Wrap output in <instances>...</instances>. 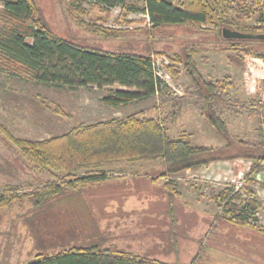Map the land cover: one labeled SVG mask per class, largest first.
I'll list each match as a JSON object with an SVG mask.
<instances>
[{
	"label": "rangeland",
	"instance_id": "374dc122",
	"mask_svg": "<svg viewBox=\"0 0 264 264\" xmlns=\"http://www.w3.org/2000/svg\"><path fill=\"white\" fill-rule=\"evenodd\" d=\"M32 1L46 25L60 37L102 51L149 54L167 84L163 99H176L186 93L189 81L183 63L187 55L203 79L230 83L227 92L238 100L236 107L223 110L232 134L230 140L219 135L190 102L181 105L175 120L165 119L169 136H182L211 148L210 154L223 157L244 153L247 147L241 140H259L263 131L256 113L262 112L264 103V40L223 38L221 23L153 27L142 10L143 0H125L112 8L85 0ZM246 4L252 12L241 11L238 0H226L223 18L232 27L260 26L257 32L264 33V23L258 17L259 7L264 9L263 0L260 5L253 0H246ZM107 90L96 86L54 87L0 67V196L10 199L0 205V264H26L37 253L93 242L171 263L194 260L197 264H264V170L250 173L254 161L246 157L216 160L196 171L169 173L165 180L170 181L178 199L171 209L165 200L164 212L135 214L140 221L137 226L142 229L134 228L135 221L129 219L133 215L112 212L105 204L125 182H132L137 190L132 195L137 194V199L147 198L140 194L145 191L140 188L144 179L138 175L142 171L151 173V166H157L160 173L162 163L120 160L105 167L113 179L76 186L42 206L33 205L27 193L47 181L60 179L64 173L27 166L11 137L42 140L111 117L136 113L162 118L172 110L170 101L161 102L159 95L112 108L101 102ZM228 141L232 144L225 147ZM246 153L251 154L248 150ZM120 172L130 174L126 181L116 179ZM243 183L252 195L242 190V198L252 196L259 204L247 223L232 218L238 211L227 214L224 209V190ZM231 202L243 204L235 198ZM161 205L158 201L153 204L156 210ZM144 219L147 239L139 237L144 235Z\"/></svg>",
	"mask_w": 264,
	"mask_h": 264
},
{
	"label": "trees",
	"instance_id": "16d2710c",
	"mask_svg": "<svg viewBox=\"0 0 264 264\" xmlns=\"http://www.w3.org/2000/svg\"><path fill=\"white\" fill-rule=\"evenodd\" d=\"M0 67L13 73L27 75L35 82L54 87H108L101 96L105 105L124 106L134 101L159 95L160 101L171 103L168 116L147 117L131 113L121 118H110L91 124L77 125L67 132L42 140H28L11 137L12 142L24 157L27 166H40L56 172H63L60 179H52L28 192L35 207L61 196L76 186L104 182L109 175L105 167L120 160L133 163L140 160H158L164 171L158 176L183 170L196 171L209 163L235 156L253 160L250 173L264 170V103L261 113H256L259 122V140L243 142L246 149L242 154L218 156L210 154L211 148L192 143L182 136L171 137L167 133L165 119H176L184 102L205 117L207 123L222 137L232 135L223 110L236 107L238 100L227 92L228 82L203 79L190 56H185L184 72L189 81L183 96L176 99L162 98L166 81L156 74L149 54L108 52L87 47L55 34L45 23L39 9L32 0H0ZM105 8L121 5L125 0H85ZM226 0H143L142 10L148 15L153 27L160 25L221 23L242 32H257L260 28L238 29L228 25L223 15ZM260 5L261 0H253ZM241 11L252 12L246 0H238ZM259 22L264 23V9L259 7ZM221 27V28H222ZM261 29V28H260ZM264 40V39H257ZM189 58V59H188ZM179 60V59H178ZM235 109V108H234ZM232 143L227 142L225 147ZM251 154H247L246 152ZM246 178L249 176L245 175ZM157 179V177H155ZM255 178H249L254 181ZM248 180V179H247ZM264 187V183H262ZM170 181H166L167 205L173 206ZM169 189V190H167ZM242 190L252 195L246 183L235 189L224 190L227 214L238 211L232 217L240 223H247L259 204L252 196L244 200ZM235 198L242 206L231 202ZM10 199L0 196V205ZM228 207V208H227ZM264 232V229H262ZM26 264H197L171 263L137 256L125 250L101 247L93 242L86 245H72L57 252L37 253Z\"/></svg>",
	"mask_w": 264,
	"mask_h": 264
},
{
	"label": "crops",
	"instance_id": "0c3cea01",
	"mask_svg": "<svg viewBox=\"0 0 264 264\" xmlns=\"http://www.w3.org/2000/svg\"><path fill=\"white\" fill-rule=\"evenodd\" d=\"M263 4H264V0H263ZM111 118H114V117H111ZM115 118H117V117H115ZM99 121H102V120H99ZM96 122H98V121H96ZM93 123H95V122H93ZM88 124H91V123H88ZM140 161H148V160H140ZM126 162L127 161H125V163ZM149 162H151V163L157 162V163H159L158 165H160V162L158 160L149 161ZM117 163H119V162H117ZM117 163H114V164H117ZM127 163H129V162H127ZM114 164H112V165H114ZM150 170H151V173L149 171H142V172H140L141 174L138 175L140 178L144 179L143 183H142L143 186H140V188L144 189L145 191L141 192L140 194L142 196L143 195L148 196L147 198H144V200L137 199V194L132 195L135 191H137L134 187H132V182H125V184H122V186H120V188H118L116 191H114L115 193H113L112 195L109 196V199H108L107 203L105 204V205H108L111 208L110 210L112 212L114 211L115 213H117V212L125 211V212H123L124 214L133 215V218H129V219H132V221H135L133 223L134 224V228L138 227L139 229H142L141 227L137 226L138 222L140 223V221H139L138 218L134 217L135 214L142 213L144 215H147L148 211L149 212H153V213L156 212V214H158L159 212H164L165 211L164 207H165V202L167 201V195H166V189H165V182H166L165 178L168 177L167 176L168 174L163 176V177L162 176L161 177L158 176L161 172L164 171V169H162V171L160 173H158L157 166H155V167L151 166ZM117 174H120V175L116 176V179H119L122 182L126 181L124 179H127L126 177L130 176V174L124 173V172H120V173H117ZM155 177H157V179H155ZM110 179H113V177L112 178L108 177V179L106 181H108ZM161 179L164 180V181L160 182ZM137 181L142 182L141 179L138 180V178H137ZM102 183L103 182L94 183V184H102ZM159 183L161 184L160 187H159ZM117 186H118V184H114L115 188ZM153 188L156 189V190L158 189L159 191L157 193L156 192H151V190ZM177 199H178V195L174 194L173 195V204L174 205H175V201ZM157 201L160 202V204H162L161 205L162 207H160V209H158V210H156V208H154V206H153V204H156ZM163 204H164V206H163ZM105 205H103V206H105ZM161 216H159V217H161L162 222H163L165 220V218H164L163 215H161ZM161 219H158V220H161ZM170 220L171 219L166 218V221L170 222ZM143 223L145 224V227L143 228L144 229V231H143L144 235H140L139 237L141 239L142 238L147 239L148 224L146 222V219H144ZM139 232H142V231H139Z\"/></svg>",
	"mask_w": 264,
	"mask_h": 264
},
{
	"label": "water",
	"instance_id": "95a60500",
	"mask_svg": "<svg viewBox=\"0 0 264 264\" xmlns=\"http://www.w3.org/2000/svg\"><path fill=\"white\" fill-rule=\"evenodd\" d=\"M221 34L226 39H264V33L242 32L228 27H222Z\"/></svg>",
	"mask_w": 264,
	"mask_h": 264
},
{
	"label": "built area",
	"instance_id": "2783aa9c",
	"mask_svg": "<svg viewBox=\"0 0 264 264\" xmlns=\"http://www.w3.org/2000/svg\"><path fill=\"white\" fill-rule=\"evenodd\" d=\"M153 64H154V68H155V72H156V74L157 75H159L161 78H163L164 76H163V74L161 73V71L157 68V66H156V64H155V62H154V60H153ZM164 79V78H163ZM165 80V79H164ZM242 185V184H241ZM240 185V186H241ZM240 186L238 187V188H240ZM238 188H236V189H238Z\"/></svg>",
	"mask_w": 264,
	"mask_h": 264
}]
</instances>
